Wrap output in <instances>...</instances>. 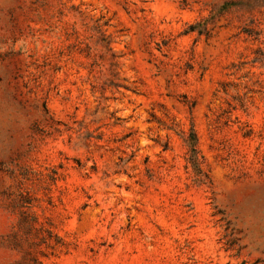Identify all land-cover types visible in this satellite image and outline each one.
<instances>
[{
  "label": "rangeland",
  "instance_id": "obj_1",
  "mask_svg": "<svg viewBox=\"0 0 264 264\" xmlns=\"http://www.w3.org/2000/svg\"><path fill=\"white\" fill-rule=\"evenodd\" d=\"M0 264H264V0H0Z\"/></svg>",
  "mask_w": 264,
  "mask_h": 264
},
{
  "label": "trees",
  "instance_id": "obj_2",
  "mask_svg": "<svg viewBox=\"0 0 264 264\" xmlns=\"http://www.w3.org/2000/svg\"><path fill=\"white\" fill-rule=\"evenodd\" d=\"M189 148L191 152V159L190 162L192 163L194 168H199L200 164L198 161V140L196 134L192 131L190 136Z\"/></svg>",
  "mask_w": 264,
  "mask_h": 264
}]
</instances>
